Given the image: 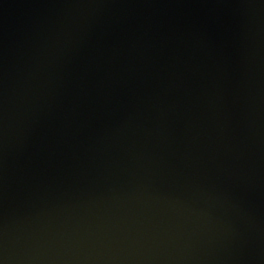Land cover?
<instances>
[{"label":"water","instance_id":"1","mask_svg":"<svg viewBox=\"0 0 264 264\" xmlns=\"http://www.w3.org/2000/svg\"><path fill=\"white\" fill-rule=\"evenodd\" d=\"M0 264H264V0H0Z\"/></svg>","mask_w":264,"mask_h":264}]
</instances>
